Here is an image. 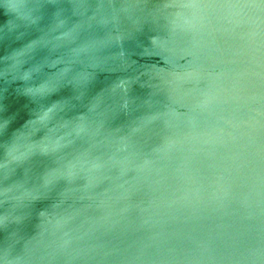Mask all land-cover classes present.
Listing matches in <instances>:
<instances>
[{"label": "water", "instance_id": "obj_1", "mask_svg": "<svg viewBox=\"0 0 264 264\" xmlns=\"http://www.w3.org/2000/svg\"><path fill=\"white\" fill-rule=\"evenodd\" d=\"M0 264H264V0H0Z\"/></svg>", "mask_w": 264, "mask_h": 264}]
</instances>
